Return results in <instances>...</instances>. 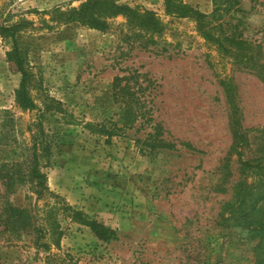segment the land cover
Listing matches in <instances>:
<instances>
[{
    "label": "rangeland",
    "instance_id": "1",
    "mask_svg": "<svg viewBox=\"0 0 264 264\" xmlns=\"http://www.w3.org/2000/svg\"><path fill=\"white\" fill-rule=\"evenodd\" d=\"M88 1L0 0V28L19 25L39 107H17L21 76L7 59L14 44L0 33V165L29 156V126L46 101L60 103L62 111L44 115L49 189L111 230L99 240L59 215L65 235L50 248L61 256L55 264H255L258 239L224 222V205L243 178L241 161L264 148V0H180L207 16L202 26L223 49L205 39L195 17L168 14L165 0L119 1L154 13L157 31L133 28L122 15L105 31L62 21ZM133 74L145 117L124 128L113 84ZM234 114L250 150L234 149ZM6 197L0 182V209L6 199L35 208L30 185ZM58 200L48 195L35 211L43 216ZM34 242L0 227V264H51Z\"/></svg>",
    "mask_w": 264,
    "mask_h": 264
},
{
    "label": "trees",
    "instance_id": "2",
    "mask_svg": "<svg viewBox=\"0 0 264 264\" xmlns=\"http://www.w3.org/2000/svg\"><path fill=\"white\" fill-rule=\"evenodd\" d=\"M119 1L89 0L80 8L72 9L68 13H61L60 16L65 23L77 22L98 31L107 30L110 26L108 20L120 15L126 17L128 24L133 28L148 31H157L160 28V23L154 13L147 11V9L131 8ZM165 6L167 13L170 15L179 18L195 17L200 25V32L205 39L216 44L218 48H224L223 41L212 34L210 29L202 26L203 20L207 18L206 15L196 11L191 6L183 4L180 0H165ZM18 31L19 25L0 28L2 36L11 37L13 40L14 47L8 54L7 59L15 66L16 71L21 76L19 87L15 91L17 107L23 111L34 112L39 107L32 95V75L28 71L24 56L17 46L16 34ZM138 77V74H133L117 77L114 80V98L123 112L124 128L132 127L140 118L145 117V102L138 96L139 90L142 88L139 86L135 89L129 82L136 80ZM55 103L52 99H49V102L46 101L44 105L45 112L38 114L36 120L28 128L32 141L31 147L28 149L29 156L22 162L11 160L0 165V182L4 187L5 196L8 197L9 194H14L23 185H30L36 195V204L33 211L15 207L6 199L0 209V227H3V232L9 235L17 237L34 236V245L50 254L48 260L51 264H55L56 258L59 257L60 260L61 256L51 254L50 248L55 246L59 249L61 238L65 235L61 223L58 221L59 215L71 223L88 227L99 240L109 239L111 233L109 228L89 219L49 189L47 175L42 170L51 157V140L44 127L46 119L44 115L53 110L56 112L62 111L61 108H57L60 103L57 105ZM232 123L234 149L250 150L252 144L242 131L240 119L238 116L236 118V114H234ZM87 127L91 129L94 127L98 133L109 135L104 126L89 124ZM112 135L110 134V136ZM161 144L164 145L163 142ZM259 151L262 154L258 157L241 161L240 171L243 178L234 186L232 199L224 205V211L229 213V217L224 218V222L229 223L231 227H241L248 233H252V239H258L253 249L255 264H264V148ZM6 158L10 159L9 156ZM250 175L254 178V182L248 184L247 180ZM48 195L59 199V202H57L59 205L45 210L43 216H40L35 211L37 202Z\"/></svg>",
    "mask_w": 264,
    "mask_h": 264
}]
</instances>
